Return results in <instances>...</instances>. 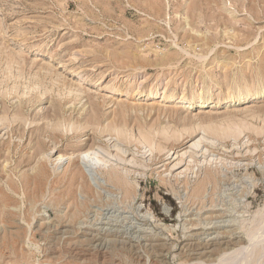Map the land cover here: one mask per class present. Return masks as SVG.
<instances>
[{
    "label": "rangeland",
    "instance_id": "rangeland-1",
    "mask_svg": "<svg viewBox=\"0 0 264 264\" xmlns=\"http://www.w3.org/2000/svg\"><path fill=\"white\" fill-rule=\"evenodd\" d=\"M257 82L264 0H0V264H219L248 247L264 216ZM139 84L156 97L130 99ZM54 114L133 143L64 122L36 130ZM141 129L172 149L135 143ZM92 143L108 166L77 158Z\"/></svg>",
    "mask_w": 264,
    "mask_h": 264
},
{
    "label": "bare ground",
    "instance_id": "bare-ground-1",
    "mask_svg": "<svg viewBox=\"0 0 264 264\" xmlns=\"http://www.w3.org/2000/svg\"><path fill=\"white\" fill-rule=\"evenodd\" d=\"M226 78L227 77L225 76V79ZM158 91L159 90H158V86L157 85L149 88L148 90H144L142 85L139 84L138 87H136L133 90V92L130 94V99H136V98L139 99V98L143 97L146 100H153L156 97ZM211 92L212 91L210 90V88H206L203 91L202 94L204 95V97L202 96L197 102V104H198L197 108L198 109H203L205 107V105L207 104V102L209 100L207 95L211 94ZM250 93H251L250 96L254 97L255 99H258L264 94V87H262L260 85V83L257 82L256 86L254 87V89ZM234 94H235V91H233L232 89H228V92H226V95H224V97L228 96V99H229V97L231 95H234ZM164 97L169 102L176 101L178 104L182 103V102H185L188 99L187 97H185V95L180 96V97H174L173 94H169V95H166ZM239 101H240V98H239ZM44 110H45V108H44ZM48 110L49 109H47V111ZM49 111H51V109ZM44 118L47 120L48 119V115L45 114ZM57 118L58 117H57L56 114L52 115V120L51 121H50V119L48 121L45 120L44 122H47V123L42 125L41 129L38 128L36 130H38V131H42L43 130L44 132L50 133L51 135L56 134L57 129H60L63 126V122H64V121L62 122L60 119H57ZM15 121H13L12 123L14 124ZM5 122H6V119L0 117V127L4 128V126L7 125V124H5ZM67 124L68 125L65 126V122H64V126L67 127L68 131L70 130L69 127L71 128L72 126H74L75 127L74 129L76 131L79 130L80 132H85L87 129H89L90 131L98 132L99 135H103V134L115 135V137L118 139V141L120 143H123V144L124 143H130V142L133 141V140H131L132 138H130V136L124 130H120L119 128H116V127H113V126H110V127L106 126L103 129H101V128L98 129L99 127H97V129H96L95 127L98 125V123H97V120L94 117H90V118L89 117H84V118H82L80 120H73L72 119L71 121H68ZM201 130L205 134H210L211 133V131L209 129H203V127H202ZM226 132L227 133H232V131H230V130L226 131ZM190 135H192V134H190ZM231 135H233L235 137V139H237L239 137V133L238 134H231ZM168 137H169L168 134L163 132V131L157 133L154 130L153 131H144V130L141 129L138 132V139L135 138L134 141H136L135 143H137V144L139 143V145H144L145 148L149 147L150 151L152 153H153L154 150H158L159 152H163L164 150H167L168 148L170 150L172 149V143L167 145L166 148H162V146L160 144L162 141L163 142L169 141L170 139H167ZM190 137H192V136H190ZM173 139H174V141L176 140V138H173ZM202 139L203 138H200L197 142H194L191 145V147L198 148L200 142L203 141ZM179 140H181V138H178L176 140V142H178ZM35 141L36 142H35V145L33 147V149L35 150V154L36 155H39V154L41 155L42 154V147H41L42 143L38 139H36ZM109 141H110V139H109ZM119 142H118V144H120ZM167 144H168V142H167ZM99 149H101V148L100 147L94 148V143H92L90 146H88L87 149L79 152V155L77 156V158H79V160L82 161L84 164L89 165V167H91V169H93L92 167H94V168L104 167V165H102V164L107 165V161L106 160L104 161L103 159H100L99 156L97 157V155L99 154L98 153ZM64 157H65V155H62V154L59 153L58 156L53 159V162L55 163V166L60 165L61 162H63L62 160L64 159ZM68 160L70 161L71 157H68ZM35 169L36 168L32 169L31 171H34ZM109 178L118 180L119 176L116 174V172H110ZM210 179H211V175L210 174L206 175L205 180L208 181ZM118 182H119V180H118ZM256 223H257L256 224V228L252 232L246 233V239H247L248 247H246L244 249H240V250L238 249L237 251H235L232 254H230L231 257H229V258H226L225 256H223V258L221 257L219 264H249V263L250 264H256L259 261V259L264 256V216H262L260 218V220H258ZM256 252L258 254V258H256L255 260H252V258L249 255H251L253 253L255 254Z\"/></svg>",
    "mask_w": 264,
    "mask_h": 264
}]
</instances>
